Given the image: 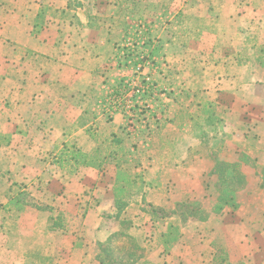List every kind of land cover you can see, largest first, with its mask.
Instances as JSON below:
<instances>
[{
	"label": "rangeland",
	"instance_id": "1",
	"mask_svg": "<svg viewBox=\"0 0 264 264\" xmlns=\"http://www.w3.org/2000/svg\"><path fill=\"white\" fill-rule=\"evenodd\" d=\"M50 4L0 0V22L10 28V16L23 13L21 24L33 32L51 27ZM66 4L82 11L91 27L112 29L109 57L117 77L89 110L99 120L119 115L132 146L130 172L140 180L124 186L125 196L116 192L112 166L97 177L53 180L50 165L25 162L18 156L26 150L23 142L0 134V148L14 145L0 152V173L24 178L28 195L16 219L0 214V264H264V0ZM4 69L0 64V76ZM16 69L9 68L10 79L23 70L34 73L32 66ZM146 78L154 88L137 94ZM27 85L34 90V83L0 81V90ZM114 88L130 94L124 109L106 106ZM194 102L213 104L209 112L216 118ZM185 107L208 131L192 143L197 155L189 159L175 145L149 150L157 122ZM42 136L51 137L48 131ZM46 149L49 163L51 147ZM41 170L47 176L38 180ZM60 185L65 193L57 192Z\"/></svg>",
	"mask_w": 264,
	"mask_h": 264
},
{
	"label": "crops",
	"instance_id": "2",
	"mask_svg": "<svg viewBox=\"0 0 264 264\" xmlns=\"http://www.w3.org/2000/svg\"><path fill=\"white\" fill-rule=\"evenodd\" d=\"M50 1L49 8L54 13L51 15V27L47 28L46 25L33 32L31 26L21 24L23 13L18 17L12 16L14 13L10 16L14 19L10 20V28L6 27V20L0 22V64L6 68L0 81L34 83V90L30 89V92L27 90L28 85L27 88L18 86L0 90V134H10L14 141L23 142V150H26L18 156L23 157L25 162L30 165L38 163L43 169L50 165L51 179L63 180L68 178L63 177L61 168L54 163V156L65 142L84 134L87 126L79 127L77 125L81 123L78 122L92 108L91 103L108 94L117 74L113 70V59L109 57V50L113 47L109 42L112 29L100 23L97 27H91L82 11H75L66 4L68 0ZM57 3H62V6ZM24 66H32L34 73L28 74L23 70ZM9 68L23 72L19 78L10 79ZM30 77H33L32 80ZM215 82L218 83L217 79ZM40 116H46V119L36 124ZM117 119L119 115L114 116L113 122L117 127H123L121 120L119 123ZM23 131L25 135H19ZM46 131L51 135L47 139L42 136ZM31 132L35 133L31 135ZM12 146L13 142L7 147L10 149ZM152 146L153 141L150 139L151 151L154 150ZM48 147H51L49 163L44 159L49 151L45 148ZM4 148H0V152ZM42 170L37 175L38 180L47 176ZM101 171L81 167L69 178L83 179V175L88 173L97 177ZM59 189L58 193L66 191L64 185H60Z\"/></svg>",
	"mask_w": 264,
	"mask_h": 264
},
{
	"label": "trees",
	"instance_id": "3",
	"mask_svg": "<svg viewBox=\"0 0 264 264\" xmlns=\"http://www.w3.org/2000/svg\"><path fill=\"white\" fill-rule=\"evenodd\" d=\"M191 97L193 100L196 99V93L191 94ZM212 105L208 102L193 103V106H198L199 109L202 108L201 111H205L206 115H208L207 117L215 119V111L209 112ZM188 111L189 108L185 107L181 112L176 113L173 119L159 120L157 122L152 132V148L155 152L163 150V147L170 146L172 148L175 145V147L181 146L184 148L185 154L189 159L197 155L192 143L197 141L195 139H201V134H203L201 132L207 133L208 131L201 127L200 122H198L199 115ZM85 115L88 117L87 120L82 119V121L78 122L81 124L77 125L83 127V123L86 124L87 127L84 134L65 142L58 154L54 156L53 161L61 168L65 178L75 174L81 167L102 170L105 166H112L115 169L116 192L125 196L127 190H125L124 186L129 184L137 186L138 180H140L136 174L130 172L132 168L127 161L130 147L129 135L123 127L115 126L113 118L109 115H103L101 120L93 117L89 111H86ZM211 121L207 123H217L213 122V120ZM183 125L187 128L183 129ZM196 130L200 134L194 136ZM82 139L86 141L84 143L80 142ZM13 177L7 170L0 173V214L3 216L1 217L2 220H5V218L16 219L27 207L26 199L28 195L26 187L22 186L21 183L24 182V178L19 180L16 179V176L14 177L15 179ZM236 178L237 180L241 179V177ZM228 194L231 197L233 196V193ZM219 199L224 202V198L221 197Z\"/></svg>",
	"mask_w": 264,
	"mask_h": 264
},
{
	"label": "built area",
	"instance_id": "4",
	"mask_svg": "<svg viewBox=\"0 0 264 264\" xmlns=\"http://www.w3.org/2000/svg\"><path fill=\"white\" fill-rule=\"evenodd\" d=\"M151 86V80L149 78H146L144 79V82L138 86L135 92H137V94L141 93L142 95L149 94L148 92ZM153 88L154 87L152 86V89ZM129 95L130 94L124 89H114L107 96L108 100L106 106L112 109H124L129 102Z\"/></svg>",
	"mask_w": 264,
	"mask_h": 264
}]
</instances>
